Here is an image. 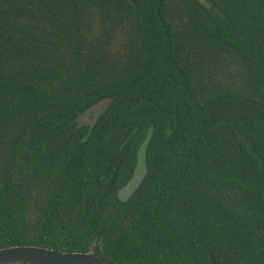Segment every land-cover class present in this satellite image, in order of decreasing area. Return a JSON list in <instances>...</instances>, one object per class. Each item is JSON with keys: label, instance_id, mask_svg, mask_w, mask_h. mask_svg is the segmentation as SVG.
I'll use <instances>...</instances> for the list:
<instances>
[{"label": "trees", "instance_id": "16d2710c", "mask_svg": "<svg viewBox=\"0 0 264 264\" xmlns=\"http://www.w3.org/2000/svg\"><path fill=\"white\" fill-rule=\"evenodd\" d=\"M151 125L148 174L122 201ZM11 245L264 264V0H0Z\"/></svg>", "mask_w": 264, "mask_h": 264}, {"label": "water", "instance_id": "95a60500", "mask_svg": "<svg viewBox=\"0 0 264 264\" xmlns=\"http://www.w3.org/2000/svg\"><path fill=\"white\" fill-rule=\"evenodd\" d=\"M154 125L147 131L137 152V163L131 178L118 191L122 201H128L148 174V148ZM0 264H116L92 252L60 251L38 245H11L0 248Z\"/></svg>", "mask_w": 264, "mask_h": 264}, {"label": "rangeland", "instance_id": "374dc122", "mask_svg": "<svg viewBox=\"0 0 264 264\" xmlns=\"http://www.w3.org/2000/svg\"><path fill=\"white\" fill-rule=\"evenodd\" d=\"M108 103L109 101L106 100L92 107L80 117L79 122L86 123V122L94 121L98 116V114L101 113L106 108Z\"/></svg>", "mask_w": 264, "mask_h": 264}]
</instances>
